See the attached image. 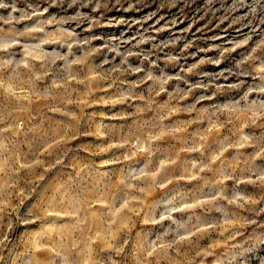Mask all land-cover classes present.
I'll list each match as a JSON object with an SVG mask.
<instances>
[{
	"label": "rangeland",
	"instance_id": "374dc122",
	"mask_svg": "<svg viewBox=\"0 0 264 264\" xmlns=\"http://www.w3.org/2000/svg\"><path fill=\"white\" fill-rule=\"evenodd\" d=\"M0 4V264H264V0Z\"/></svg>",
	"mask_w": 264,
	"mask_h": 264
},
{
	"label": "clouds",
	"instance_id": "9594fccd",
	"mask_svg": "<svg viewBox=\"0 0 264 264\" xmlns=\"http://www.w3.org/2000/svg\"><path fill=\"white\" fill-rule=\"evenodd\" d=\"M5 5H3V4H0V7H4Z\"/></svg>",
	"mask_w": 264,
	"mask_h": 264
}]
</instances>
